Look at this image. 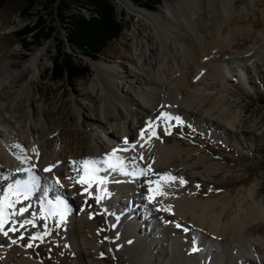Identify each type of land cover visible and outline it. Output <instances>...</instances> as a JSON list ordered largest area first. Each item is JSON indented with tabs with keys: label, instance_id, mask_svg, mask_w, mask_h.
<instances>
[{
	"label": "rangeland",
	"instance_id": "374dc122",
	"mask_svg": "<svg viewBox=\"0 0 264 264\" xmlns=\"http://www.w3.org/2000/svg\"><path fill=\"white\" fill-rule=\"evenodd\" d=\"M113 1L117 9L124 12L125 27L118 37L107 43L99 57L95 59L75 48H71L65 43L64 24L54 14L42 9L40 5L30 9L27 15L20 13L24 0H6L0 8V75L4 69L13 68L16 64L22 62L34 50H39L40 52L37 58V74L27 89L29 95L24 98L22 105L26 108L32 124L36 125V127L38 126V128L42 125L43 127L45 126L46 133L41 135L35 131L32 133V139H35L34 141L44 151L51 150L55 146L60 156L68 162L70 160L79 161L84 158L82 157L84 154L85 157L97 158L99 161L97 167L100 169L99 175L107 177L104 187L110 193V195L101 193L103 198L98 203L95 195L89 196L87 192H82V186L76 182L77 173L73 171V166L70 170L65 163L60 164L59 168L64 170L63 175L66 181L80 185L79 190L75 193H69V196L66 194L59 195L69 205L67 215L59 225L51 217L47 221L43 220L39 215L35 218L32 217V212H38L39 210L37 202L46 186L45 179L41 178L40 187L28 200H24V203H20V201L16 205V212L10 221L4 225L8 234L4 235L3 232H0L2 240L0 247L6 251H11L10 256L6 258L10 264H17L16 253L20 251L29 253V249L38 264H144L146 260L151 264H164L166 251L171 258L174 256V248L172 247L173 244H171L174 239L178 240L179 237L188 235L190 237L189 251L191 254L198 255L200 253V245L195 239L202 241V236H209L206 229L199 226L196 227L188 220H186L187 223L185 224L173 219L164 220L161 217L159 206L152 202V204L150 203L151 205L145 202H138L137 215L146 216L147 214L152 221L153 228L165 226L167 232L165 234L157 232L155 233L156 235H153L152 227L149 226V220H147L140 224L138 237L141 241L134 240L131 242L128 239V242H126L119 236L121 222L118 212L125 214L128 210L122 202H126L129 194H133L139 199L143 195L147 199L145 189L148 186L145 183L149 179H145V183L143 182L142 190L140 183L135 182L131 178L132 175H125L119 171L107 168L103 163V157L117 147L121 149L118 155L128 161L129 170L133 168L137 170L141 168L148 169L151 164L142 165L139 160L143 161V159H140L138 153L130 151L124 141L116 139L108 141L107 136L100 134L99 129L102 127V123L99 120L101 118L102 105L99 90L95 93L85 92L94 77L92 61L108 67H114L115 71H118V78L114 82L123 85V90L126 92L122 93L128 97H134L135 101L141 102L137 91L143 88V84L133 83L134 87H128V78L125 77L129 74L140 73L137 67L141 61L136 58L135 34L138 31L141 34L140 37L144 45L149 47V56H156L160 52V45L154 32V26L147 19L142 18L138 12L140 10L158 12L161 13L163 18H166L165 16H169V12L166 11V1L176 5L178 0H150L149 4L156 2L150 6L142 4L139 0H125L128 2L127 4L122 3L121 0ZM226 5L229 12H234V19H238L233 25H239L245 30V33L241 34L237 41L228 43L223 56L228 73L226 79L227 88L223 90L225 93L224 104L220 109H231L230 111L233 112L230 117H232L233 113L237 115L236 125L231 126L223 123L222 129L226 132L224 134L225 137L222 134V129L220 130L219 128L215 130L199 129L197 125L194 126L191 123L187 125V119L192 121L193 118L200 116L201 122L202 119L205 120L208 128H210V123L220 127L219 122H216V120L219 121L217 118H215V121L212 120L214 115L221 111L220 109L214 108L212 110L214 115L208 116L207 113H201L200 108L197 109L198 105L193 107L194 104L188 107L185 114H181L185 111H181V113L175 112L174 116L179 117V121L175 117L173 122H167L165 118H146L142 120L141 125L145 129L146 125H150L151 122L150 126L155 127V132L161 135H168L170 144H177L180 147H186L192 152H196L198 155L207 156L206 163H212L215 169L205 170L203 166H199L197 172H187L189 178L184 179L186 183H183V185L186 189L192 190L196 198L223 199L224 203H227L225 211L227 214L233 215L236 205L241 206L243 210H250L251 208L255 211L256 208L258 210L260 207L264 208V0H228ZM201 6L203 5L201 4ZM207 8L209 9V7ZM210 9V11H213L212 8ZM39 15L43 16L47 25L53 27L52 36L40 46L30 44L25 47L21 41V36L16 32L25 25L37 21ZM119 17L121 18L122 16L119 15ZM19 20L21 23H18ZM230 25L229 23L223 26V33L228 32ZM27 39H32V36H28ZM62 40L64 43L61 42ZM58 49L72 53L75 60L87 64L90 68L89 72L75 80H67L65 78L51 79L50 71L48 70L52 66V59ZM203 69L201 74H203L204 81L207 83L211 93L209 96H202V102L204 103L202 109H210L211 101L215 98V95H218V89L221 87L220 83L216 84L217 82L215 83L213 77L208 75L206 71L204 72ZM20 72L15 85H19L29 77L31 71L27 67ZM196 73V70L192 67L186 74L188 79H182V92L180 95H187L189 90L202 86L204 81L197 80ZM182 76H184V73ZM112 96L109 91V97L111 98ZM30 97H33L31 102L29 100L31 99ZM181 106L187 109L185 104L181 103ZM0 114L9 117L7 112L3 111ZM188 115L189 117H187ZM127 124L126 126L133 132L136 124L132 114L128 115ZM16 125L21 127L23 122L19 121ZM111 128L118 134L116 129ZM10 129L7 122L0 116V150L3 149L2 144L8 142L10 149L15 147L14 149L17 152L23 153L24 147L17 148V145L14 146L12 144L14 136L11 134ZM148 135V130H145V137H148ZM151 137L158 136L156 134ZM46 138L50 139V143ZM142 143V141L135 142V147L137 148ZM118 144L119 146H117ZM63 146L68 149L66 148L62 151L61 147ZM122 148H127L128 150L123 151ZM191 159L195 160L196 158L193 157ZM155 162L157 163L156 165H160V160L157 159ZM3 168V163L0 161V184H2L0 188L6 187L7 184L14 181L5 172L6 168H4V171ZM34 172L40 175L39 177H42L41 169L36 165ZM151 174L147 172L146 176L148 175L149 177ZM20 176L23 179L27 177V174ZM117 177H123L127 181L117 180ZM60 185L63 188L66 187L63 183ZM250 190H252V194L254 193L253 196L249 195ZM90 191L96 192L95 185ZM57 195L55 189L50 185L49 198L54 199ZM75 197L78 200H75ZM118 198L123 200L120 202L121 204L116 201ZM85 201L89 202L90 207L84 204ZM22 206L26 207L27 210L21 215L18 209ZM258 210L255 211L256 213L254 212L255 216ZM76 215L84 216L90 224L94 225L96 231L95 243H90L84 240L85 238L80 237L78 224L75 221ZM256 218L250 223L252 225L251 228L249 224L244 227V229L247 227V231L241 235V240L245 244L242 247L241 255H245L246 259H243L242 256H239L240 259H238L239 246L232 241L230 238L231 234H229L226 238L225 248H221L219 239L212 245L217 253V256L213 258L215 259L214 264H218V258H223L226 264H264V217L262 219L261 217ZM22 219H35V223L21 225L11 222L12 220L20 221ZM68 222H70V225ZM177 224L181 225V227H177ZM45 225L47 235H43L46 230ZM12 227H15L16 231H11ZM192 231H196L197 237L192 234ZM21 233H23L22 236ZM33 233H40L42 239H32L30 246H25L29 245ZM10 238L15 242L10 241ZM150 239L152 240L150 241ZM247 241L251 242V248H247ZM147 242L152 243L150 246L151 251L148 250V253L143 251V257L136 261L134 254L127 246L134 245L140 250ZM126 243H128L127 246H125ZM193 248L196 250L193 251Z\"/></svg>",
	"mask_w": 264,
	"mask_h": 264
},
{
	"label": "bare ground",
	"instance_id": "6f19581e",
	"mask_svg": "<svg viewBox=\"0 0 264 264\" xmlns=\"http://www.w3.org/2000/svg\"><path fill=\"white\" fill-rule=\"evenodd\" d=\"M121 1L125 4L128 3L125 0ZM227 1L228 0H216L214 2L213 0H178L176 5L166 1V11L169 12V16H165L166 18H163L161 13L158 12L145 10H140L138 12L142 18L147 19L148 22L152 23L160 45V52L156 56H149V47L144 45V42L140 37L141 34L139 31L135 34L134 44L136 58L141 61L140 63L138 62L139 65L137 67L140 73L129 74L125 77L128 78V87H134L133 83L143 84V88L137 91L141 102L135 101L133 99L134 97H128L126 94L122 93L126 91L123 90L122 84L119 85L118 82H114V80L118 78V71H115L114 67H108L104 64L92 61L94 77L90 82L88 90L85 92L95 93L99 90V97L101 98L102 105L100 114L101 118L99 120L100 123H102V127L99 129V132L102 136H107L108 141L112 139L125 141V138H127V141L129 142V144H127L129 150L138 153L140 156L142 154L143 161L139 160L142 165L151 164V171L149 172L152 174L149 177L148 175L131 177L135 182L137 181L140 183L141 188L144 186L145 179L156 180L157 176L154 175L156 173L167 172L172 176L187 179L189 178L187 172H197L199 166H203L205 170L215 169V166L212 163H206L208 159L207 156L202 154L198 155L196 152H192L186 147H180L177 144H170L168 135H161L160 133L155 132L158 137H151L150 139L145 137L142 139L140 137V130L142 129L141 124L143 119H156L157 117H160V113L162 112L170 113L174 119L175 112L181 113V111H185L181 113L185 114L188 107H191L193 104V107L198 105L199 107L197 109L200 108L199 110L201 113H207L208 116L214 115V112L212 111L214 108H222L225 97L223 90L227 88L226 79L228 73L223 57L224 52L228 43L237 41L239 36L245 33V30L239 25H233L238 19H234V12H229L226 5ZM201 4L203 6H201ZM207 7H209V9ZM210 8H212L213 11H210ZM18 23H21V21L19 20ZM229 23L231 25L229 30L227 29L228 32L223 33V26ZM209 28H211V30H209ZM39 54V50H34V52L28 55V57L22 62H19L13 68L4 69L0 75V113L3 111L7 112L9 117L1 114L0 116H2V119L7 122L11 128V134L14 136L12 144H14V146L20 145L24 147V149L21 148L24 150L23 153H19L14 149L15 147L10 149L8 142L3 143V149H1L2 151L0 150V161L3 163L4 168H6L5 172H7L10 175V179L12 177L13 180L21 179L20 175L22 174L26 175L25 172H18L17 169L36 165L41 169V178L45 179V185L48 187L51 185L55 189V193L58 195L66 194L69 196V193H75L78 191L80 185L67 182L63 175L64 170H61L59 166L60 164L65 163L68 169L71 170L72 165L60 156L55 146L51 150L44 151L42 148L43 146L41 147L42 150L40 149L39 144L34 141L35 139H32V133L37 131L38 134L45 135V126L43 127L42 125L38 128V126L36 127V125L32 124L26 108L22 105L24 98L29 95L27 89L37 74V58ZM27 67H29V71H31L29 77L23 80L19 85H15V82L18 80V76L21 73L20 71H24ZM192 67H194L197 72V80L204 81L205 78L203 77V74H201V70L204 68V72L206 71L208 75L212 76L215 83L217 82L216 84H218V82L220 83L221 88L218 89V95H215V98L211 101L210 109H202V106L204 105L202 102V96H209L211 93V90L208 89L205 81L201 87L198 86L189 90L187 95H180L182 92L181 81L182 79H188L186 74ZM183 73L184 76H182ZM4 86L6 89H4ZM109 91L113 95L111 98L109 97ZM30 98L31 99L29 100L31 102L33 97ZM181 103L185 104L187 109L182 107ZM230 110L224 109L214 115L212 120L215 121V118H217L219 121L216 120V122H219L218 124H220V127L214 123H210V128H208L207 122L203 119L201 122L200 116L195 119L193 118L192 121L187 119V125H190L191 123L194 126L197 125V128L199 129L206 128L210 130H215L216 128L221 130L223 123L235 126L237 115H234L233 113L232 117H230L233 112ZM130 114L134 116V123L136 124L135 127L133 125V132L128 126H126L128 125L127 117ZM187 117H189V115ZM173 119L168 120L165 118L167 122H173ZM19 121L23 122L21 127H17L16 125ZM110 126L116 129L118 134H116ZM145 130H147L146 127ZM222 132L225 137V130L222 129ZM46 140L49 142L50 139L46 138ZM141 141L143 142L142 145H138L137 148L135 146H130L132 142ZM117 146H119V144ZM34 147L36 151H33ZM66 148L67 147L65 146L61 147L62 151ZM19 156H27L31 159H29L27 163H24L18 159ZM82 157H85V154ZM193 157L197 160H192L191 158ZM157 159L160 160V165H156L157 163L155 160ZM57 161L60 163H56ZM49 164L55 166L50 171L45 172L44 168ZM33 171H35V168ZM56 178H59V184L56 183ZM117 180L127 181L123 177H117ZM61 183L65 184L66 187L63 188L62 185H60ZM1 185L2 184H0V187ZM163 191L168 194L166 196L157 195L152 201H149L143 195H141V198L139 199V197L133 194L128 195L126 202L120 198L116 200L118 203L123 201L122 204L128 209L125 214L118 212L120 214L121 222V227L119 229L120 233H118L122 240H125L126 242H128V239L131 242L134 240L141 241L138 237V233H140V224H143L147 220H149V226L152 227L151 231L153 235H156L155 233L157 232H160L161 234L167 232L165 226H161V228H153L152 221L147 214L146 216L137 215V209L139 208V205L137 204L138 202H145L148 205L153 203L159 206L161 217L164 220L173 219L182 224L187 223L186 220H188L194 226L206 229L207 234H209L208 237H206V235L202 236V241L195 239L200 245V253L198 255L191 254L189 251L190 237L188 235H183L179 237L178 240L174 239L173 243L171 241V244H173V246H171L174 248V256L171 258L170 254L166 251L164 264H206L207 262L208 264H214L215 259L213 258L217 256V253L212 245L217 239H219L221 248H225V244L227 243L226 238L229 234H231L230 238L232 241L236 242L238 244L237 246H239V253L237 254L238 259H240L239 256L246 259L245 255H241L242 247L245 245L241 240V235L243 232L247 231V227L244 229L246 225L249 224L250 228L252 227L250 223L255 220L254 218L261 217L262 219V217H264V208L260 207L259 210L256 208L258 213L255 216L256 210L254 211L251 208L250 210H243L241 206L236 205L235 213L229 215L225 211L227 203H224L223 199L211 200L196 198L192 190H189L188 188L186 189L179 180L164 182ZM145 192L147 195L148 188L145 189ZM118 193L120 194V192ZM253 194L252 190H250L249 195L253 196ZM75 200H78V198L75 197ZM20 203H24V200ZM113 203L115 204V202ZM84 204L90 207L88 201H85ZM166 206H171L172 210L164 211L163 209ZM75 221H77L78 224L77 227L79 228L78 233L80 237L85 238L84 240L89 241L90 243H95L96 231L94 225L90 224L84 216L76 215ZM68 223L70 225V222ZM117 228H119V226H117ZM192 234L197 237L196 231H192ZM9 240L14 242L12 238ZM151 240L152 239H150V241ZM1 242L2 240L0 238V243ZM127 245L128 243H126L125 246ZM151 245V242H147L142 248H140V250L134 245L127 247L130 248L134 254V259L138 261L143 257V251L148 253ZM246 246L247 248H251V242L247 241ZM28 252L29 253L20 251L19 253H16L17 264H38L30 249ZM10 253L11 251H6L4 248L0 247V264H10L6 259L10 256ZM62 255L66 256L64 254ZM218 259V264H226L223 258ZM148 262L149 261L146 260L144 264H151Z\"/></svg>",
	"mask_w": 264,
	"mask_h": 264
},
{
	"label": "trees",
	"instance_id": "16d2710c",
	"mask_svg": "<svg viewBox=\"0 0 264 264\" xmlns=\"http://www.w3.org/2000/svg\"><path fill=\"white\" fill-rule=\"evenodd\" d=\"M5 1L0 0V8ZM139 1L147 6L156 3L154 1L149 4L150 0ZM36 5L61 20L64 24L65 43L94 59L125 27L124 12L117 9L113 0H24L20 13L27 15ZM52 29L39 15L37 21L25 25L16 33L21 36L25 47L30 44L40 46L52 36ZM28 36H32V39H27ZM61 42L64 43L63 40ZM89 70V66L75 60L72 53L58 49L48 71L51 79L75 80Z\"/></svg>",
	"mask_w": 264,
	"mask_h": 264
},
{
	"label": "snow or ice",
	"instance_id": "6c2138e0",
	"mask_svg": "<svg viewBox=\"0 0 264 264\" xmlns=\"http://www.w3.org/2000/svg\"><path fill=\"white\" fill-rule=\"evenodd\" d=\"M158 118H166L168 120L173 119L171 114L167 112L160 113V117ZM175 119L179 121L180 118L175 117ZM150 125H146L149 134L147 139H150L151 136L156 135L155 127ZM140 137L142 139L145 138V129L143 128L140 130ZM124 142L126 145L129 144L127 138H125ZM130 146L134 147L135 142H132ZM17 147L22 146L17 145ZM127 150V148L123 149V151ZM33 151H36L35 147L33 148ZM119 151H121V149L113 148L110 153H106L104 155L103 163L107 166V168L119 171L125 175L132 176L146 175L147 172L151 171L150 166L148 169L141 168L137 170L133 168L132 170H129L128 161L118 155ZM140 158H143L142 154ZM18 159H20L24 163H27V161L31 158L27 156H19ZM98 162V159L93 157H84L81 158L79 161L70 160V164L73 166V171L77 173L76 182L82 186V192H87L89 196L95 195V199L99 203L100 200L103 198L101 193L105 195H110V193L108 192L107 188L104 187L107 182V177L99 175L100 169L97 167ZM56 163L60 162L57 161ZM54 166L55 165L53 164L46 165L44 171H50ZM34 168L35 165H30L28 168L17 169L18 172H25L27 174V177L23 179H15L12 183L7 184L6 187L0 188V232H3L4 235L8 234L4 228V225L10 221L11 217L16 212V205L22 200H28L33 195V193L40 187L41 177H39L33 171ZM154 175L157 176L156 180L146 181V183L148 184L147 199L149 201H152L157 195L166 196L168 194L163 191L164 182L179 180L181 184L186 183L183 177H175L167 172ZM56 183H60L59 178H56ZM93 185H95L96 188L95 193L90 191ZM37 203L39 210L38 212H32V217L35 218L37 215H39V217H41L45 221H47L51 217L55 219L57 225H59L65 219L69 210V205L61 196L57 195L54 199L49 198V187L47 185L44 187L43 194ZM26 210L27 208L22 206L18 209V212L22 215ZM163 210L171 211L172 209L171 206H166ZM11 222L13 224L19 223L21 225L34 224L35 219H22L20 221L12 220ZM177 227H181V225L177 224ZM10 230L16 231V228L12 227ZM185 231H187V229H185ZM22 235L23 233H21V236ZM43 235H47V228ZM37 238L42 239V235L40 233H33L30 238L29 245L25 246H30L31 240ZM195 250L196 249L193 248V251ZM101 255H103V253H101Z\"/></svg>",
	"mask_w": 264,
	"mask_h": 264
}]
</instances>
